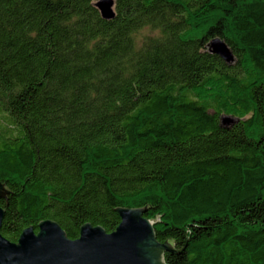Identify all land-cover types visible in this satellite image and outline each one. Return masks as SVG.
<instances>
[{"label": "trees", "instance_id": "trees-1", "mask_svg": "<svg viewBox=\"0 0 264 264\" xmlns=\"http://www.w3.org/2000/svg\"><path fill=\"white\" fill-rule=\"evenodd\" d=\"M98 1L0 0L1 236L141 209L165 264H264V0Z\"/></svg>", "mask_w": 264, "mask_h": 264}, {"label": "water", "instance_id": "water-1", "mask_svg": "<svg viewBox=\"0 0 264 264\" xmlns=\"http://www.w3.org/2000/svg\"><path fill=\"white\" fill-rule=\"evenodd\" d=\"M112 6V0H99L95 8L101 19L111 20ZM208 50L227 66L234 63L231 51L221 41L212 42ZM4 196L0 186V199ZM116 213L120 224L112 234L85 225L75 241L65 237L61 228L50 221L40 223L36 230L26 229L16 243L0 234V264H165L164 256L173 253V249L170 244L157 242L154 224L143 218L144 210L119 209ZM3 214L0 208V226Z\"/></svg>", "mask_w": 264, "mask_h": 264}, {"label": "rangeland", "instance_id": "rangeland-1", "mask_svg": "<svg viewBox=\"0 0 264 264\" xmlns=\"http://www.w3.org/2000/svg\"><path fill=\"white\" fill-rule=\"evenodd\" d=\"M141 35H142V36H144V35L147 36V35H149V34H147V32L145 31V32H144L143 34H141Z\"/></svg>", "mask_w": 264, "mask_h": 264}]
</instances>
